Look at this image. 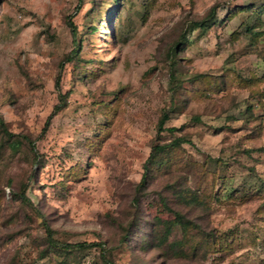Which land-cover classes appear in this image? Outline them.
Segmentation results:
<instances>
[{"label": "rangeland", "instance_id": "1", "mask_svg": "<svg viewBox=\"0 0 264 264\" xmlns=\"http://www.w3.org/2000/svg\"><path fill=\"white\" fill-rule=\"evenodd\" d=\"M0 120V264H264V0H0Z\"/></svg>", "mask_w": 264, "mask_h": 264}, {"label": "trees", "instance_id": "2", "mask_svg": "<svg viewBox=\"0 0 264 264\" xmlns=\"http://www.w3.org/2000/svg\"><path fill=\"white\" fill-rule=\"evenodd\" d=\"M219 6L214 5L211 7V9L209 10L207 16L199 22H194L193 25L191 26V30H196V29H201L202 31H206L208 28H210L211 26H213L214 24H216L217 22V11H218ZM68 26L74 36V38L77 36V26L74 24V22L72 21L71 18H69L68 20ZM174 53H176V51H174ZM76 55V51H73L72 53L69 54V56L67 57V61L68 62H72L74 57ZM175 55V54H173ZM173 60V65L176 64V58L172 57ZM63 67V66H62ZM172 82L177 81V78L174 74H172V78H171ZM60 82H61V71L58 75L57 78V82H56V88L57 90H60ZM68 105V94H62L60 92L59 95V104L55 106L53 113L49 116L45 127L43 129V133L47 132L51 120L53 119V117L55 115H57L58 113H60L62 110H64ZM169 120V114L167 112H165L158 124V133L161 134L162 132L166 131L167 129L165 128V123ZM5 122L4 120H0V128H2L3 133L8 137V143L11 145V147L13 149H17L18 145H20V141H11L10 138L12 137V135L8 132V130L5 128ZM171 132L177 131V128H169L168 129ZM185 140L182 139H175L174 142H172L171 145L169 144H156L153 146L150 157L148 158L146 164L144 165V175L142 178V183L146 180L147 174L149 172V165L150 166H154V165H158L156 164L160 157H162L163 155V159H166V153L168 152V149L171 147H176V146H180L182 142H184ZM31 145L33 146V150H35V145L34 142L30 140ZM261 151H264V148L260 149ZM38 156V155H37ZM25 191H26V187L23 188V193L24 195L22 196V201L25 204H31V201L25 196ZM178 219H181L180 216H178ZM172 224L173 223H169L166 228H165V232L162 234V238L160 239V242L162 243H167V239L169 234L171 233L172 230ZM44 228L47 234V243H48V249L51 251L55 250V251H65V252H75V251H84V250H89V249H93V248H99L102 252V257L104 258V261L106 264H109V262L107 261V256L106 254V248L104 246V244L100 243V242H92V243H87V242H80V243H64L59 241L58 239L55 238V230H53L47 223H44ZM125 239V238H124Z\"/></svg>", "mask_w": 264, "mask_h": 264}]
</instances>
